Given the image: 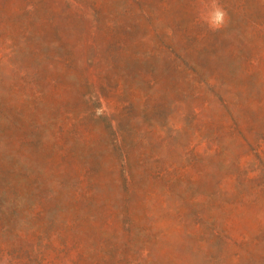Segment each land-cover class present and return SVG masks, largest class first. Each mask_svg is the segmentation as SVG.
<instances>
[{"label":"rangeland","instance_id":"obj_1","mask_svg":"<svg viewBox=\"0 0 264 264\" xmlns=\"http://www.w3.org/2000/svg\"><path fill=\"white\" fill-rule=\"evenodd\" d=\"M211 2L200 8L194 0H139L136 6L131 0H0V52L8 46L14 48L12 56L0 63V111H3L0 139L9 135L12 151L9 154L1 149V162L26 180L34 181L31 189L27 187L28 192H32L33 197H42L54 213L59 207L69 208L71 194L78 186L77 176L83 168H90L99 175L100 184L94 187L95 199L89 210L96 215L98 225H103L108 209L122 208L118 173L108 148L112 137L109 132L105 134L108 122L96 118L104 114L105 107L98 109L95 99L107 95L117 113L122 115L120 128L125 134L127 171L133 178L127 214L134 222V232L138 240L143 239L142 226L148 224L147 215L159 219L168 230L166 238L154 251L153 264H221L223 257L219 241L213 243L210 258L205 259L199 252L193 254L189 250L191 242L174 234L173 215L162 212L159 202L166 198L171 207L178 204L177 208L185 211L187 199L204 198L211 190L213 178L228 172L226 162L231 159V152L214 156L207 164H196L195 170L188 167L185 176L178 180L172 172L173 181L153 174L159 169L187 166L196 152L203 151L201 142L211 133V129L194 123L182 107L188 98L181 94L182 86H175V81L185 72L161 60L164 52L159 42L168 41L167 32H173L172 43L179 50L192 49L188 63L225 77L240 73L239 62L229 54L228 47L236 21L229 32L222 34L225 38L218 36L217 39L214 34H208L207 30H217L211 29L203 18ZM93 9L98 13L97 30L80 17L82 11L92 14ZM194 14L205 24L193 25ZM92 28L96 31L93 36L96 44L90 47L88 35ZM191 32L208 35L201 42L202 46L187 40L185 36L191 37ZM177 55L176 64L186 68L179 53ZM64 58L71 60L69 66L61 61ZM90 59L94 60L98 77L105 76L111 89L96 83L81 85L83 63L80 61ZM151 74L161 83L157 90H152V100H138L136 96L143 97L146 92L142 79ZM115 82L133 89L120 93ZM26 83L30 87L25 88ZM31 89L37 90L41 97L35 102L34 110H30L27 98ZM86 93L90 94L92 102L88 106L90 116L84 122L90 144L66 127L63 115L86 109L80 106L79 100V96ZM132 96L136 98L135 107L123 110L122 102ZM183 112L185 115L179 121ZM217 113L215 107L213 114ZM9 118L13 120L10 123ZM171 124H177L180 130L174 132ZM56 141L70 151L66 160L61 159V146ZM23 179L20 178L21 183ZM245 219L250 221L249 217ZM244 264L261 262L255 259Z\"/></svg>","mask_w":264,"mask_h":264},{"label":"trees","instance_id":"obj_2","mask_svg":"<svg viewBox=\"0 0 264 264\" xmlns=\"http://www.w3.org/2000/svg\"><path fill=\"white\" fill-rule=\"evenodd\" d=\"M138 1L131 0L134 6ZM209 1L212 0H194V3L201 8ZM216 2L227 13V25L207 32L217 36V39L218 36L225 38L226 35L222 34L229 32L236 21L228 47L229 54L239 62L240 73L235 77H225L207 69L201 70L191 62L189 64L187 58L192 49L179 50L172 43L173 32H167L168 41L159 42L164 52L161 60L167 61L173 69L185 72L181 79L175 81V86H182L181 94L188 98L187 104L183 103L182 107L194 123L199 122L204 129H211V133L201 142L203 151L196 152L187 166L159 169L153 174L157 178L166 177L173 181L172 172L177 176L175 180H178L185 176L188 167L195 170L196 164H207L210 158L226 156L231 152L232 157L226 162L228 172L213 178L211 190L204 198L187 199L185 211L177 208L178 204L171 207L165 198L159 202L161 210L172 213L171 228L174 234L191 242L189 250L193 254L199 252L205 259L210 258L213 243L219 241L223 247L221 264H244L255 259L264 264V0ZM97 15L93 9L92 14L82 11L80 17L89 27L94 25L97 30ZM191 23L195 26L205 24L198 20L196 14L192 16ZM95 32L92 28L88 35L90 47L96 44L93 39ZM190 35L185 36L187 40L200 46L208 37L202 33L191 32ZM13 53V47L3 48L0 63ZM178 53L186 68L176 64ZM211 59L214 57L211 56ZM61 61L69 66L71 60L64 58ZM80 62L83 63L82 86L96 83L112 88L105 76L98 77L93 59ZM109 68L111 70L112 66L109 65ZM142 82L146 92L143 97H136L147 102V98L153 99L152 90H157L161 80L151 74L144 77ZM114 86L120 93L133 89L119 82H115ZM27 87L30 86L26 83ZM89 95L79 96L80 106L86 109L63 114L66 127L84 137L86 144L91 142L88 127L84 124L90 116L88 106L92 102ZM27 98L30 104L32 102L31 106L29 104L30 110H34L35 102L41 99L40 93L33 89ZM135 100L134 96L124 100L122 109L131 110L135 107ZM95 103L99 105L98 109L105 107L104 114L96 118L108 122L105 134L109 132L112 137L108 148L118 173L122 208L118 211L108 209L105 222L103 220V225H98L96 215L89 208L95 199L94 187L100 184L99 175L91 172L90 168H83L77 176L78 186L71 194L69 208L59 207L54 213L53 208L42 201V197H33L32 192H28L27 187L31 189L35 182L26 180L14 168L2 163L0 158V264H153L154 251L166 238L168 230L159 219L147 215L148 224L142 226L144 237L138 240V234L133 229L134 222L127 214L133 178L127 171L125 134L120 128L122 115L117 113V108L113 107L107 95L97 96ZM156 104H160L159 100ZM215 107L217 114H213ZM2 113L0 111V115ZM11 121L9 118L8 123ZM171 128L177 132L181 127L171 124ZM18 138L22 141L21 137ZM10 143V136L5 134L0 139V150L12 153ZM55 143L61 146V159L66 160L70 151L62 142ZM20 178H24L23 183ZM57 197L58 194H55ZM245 217H249L250 221L246 222Z\"/></svg>","mask_w":264,"mask_h":264},{"label":"clouds","instance_id":"obj_3","mask_svg":"<svg viewBox=\"0 0 264 264\" xmlns=\"http://www.w3.org/2000/svg\"><path fill=\"white\" fill-rule=\"evenodd\" d=\"M203 18L207 25L215 30L223 27L227 23V13L216 0H212L203 12Z\"/></svg>","mask_w":264,"mask_h":264}]
</instances>
